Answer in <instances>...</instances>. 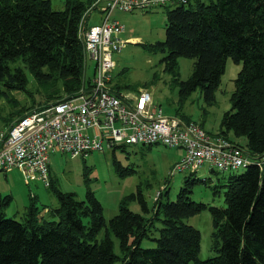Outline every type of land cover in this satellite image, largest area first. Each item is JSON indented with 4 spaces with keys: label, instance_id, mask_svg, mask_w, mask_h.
I'll return each mask as SVG.
<instances>
[{
    "label": "trees",
    "instance_id": "trees-1",
    "mask_svg": "<svg viewBox=\"0 0 264 264\" xmlns=\"http://www.w3.org/2000/svg\"><path fill=\"white\" fill-rule=\"evenodd\" d=\"M89 5L90 0H66L57 11L50 0H0V101L8 105L0 131L34 108L74 97L90 86L79 37ZM165 19L164 41L145 47L166 53L161 62L179 88L180 102L200 89L205 103L212 105L227 59L241 64L216 136L243 149L257 164L239 174L217 170L214 194L222 189L225 208L193 202V184L205 180L188 176L174 201L159 192L151 209L138 188L122 198L108 224L90 190L77 201L50 182L59 203L53 221L39 218L34 198L21 221L5 218L2 210L10 198L0 197V264H264V0H193L167 10ZM180 56L194 60L186 81L178 78ZM229 133L243 138L244 145ZM125 147L111 149L112 165L121 177L134 173L115 159V151ZM133 201L141 213L128 208ZM206 209L216 255L200 261V232L186 220ZM144 239L155 247L142 248Z\"/></svg>",
    "mask_w": 264,
    "mask_h": 264
},
{
    "label": "rangeland",
    "instance_id": "rangeland-1",
    "mask_svg": "<svg viewBox=\"0 0 264 264\" xmlns=\"http://www.w3.org/2000/svg\"><path fill=\"white\" fill-rule=\"evenodd\" d=\"M66 0H50L54 10L64 8ZM85 1V0H82ZM178 4L166 3L149 10L134 9L130 12L114 11L112 20L123 25L124 30L117 37L124 42L122 49L112 55L114 68L112 71L111 88L120 87L121 92L134 94L140 89H146L152 94L153 102L158 105L168 117H184L198 124L212 138L220 131V123L224 112L230 109V97L234 91V80L241 69V64H235L227 59L225 71L221 76L220 84L215 92V101L212 105L205 103L200 89L192 92L185 100H179V88L173 81L169 72L165 70L161 60L166 53L153 51L145 46L164 41L165 38V14L167 10L178 7ZM84 15V14H83ZM83 17V16H82ZM99 20V14L90 11L87 20L84 17L83 30ZM90 25L87 26V24ZM194 60L180 56L177 58L178 78L186 81L191 73ZM94 62L86 60L85 77L91 79ZM16 99L24 98L21 94L13 93ZM36 101L39 98L35 97ZM30 102L27 103L30 106ZM7 102L0 101V119L8 115ZM2 127V126H1ZM3 128V127H2ZM3 131V130H1ZM228 136L244 145L243 138H234L231 133ZM115 159L122 167H131L134 173L127 177H121L112 165L111 150L104 146V152H90L85 158L71 157L66 153H52L49 157V181L54 187L63 193H73L77 201H83L88 190L92 191L101 203L103 218L108 224L109 220L119 212V203L125 196L141 191L147 206L152 208L158 193H168V198L174 201L180 188L184 185V178L205 180L193 184L190 199L195 203L225 208L222 189H217L219 194H214L215 177L218 172L213 168L210 172L209 165L201 166L196 171L189 169L170 176V171L181 157L180 150L169 148L161 144L153 145L150 149L141 144L126 146L125 150L117 149ZM244 170L239 169L237 174ZM51 186V185H50ZM42 181L30 179L26 181L20 170L13 169L9 173L0 172L1 199L9 197L10 201L3 207L5 218L21 221L27 212L30 199L34 198V204L39 215L51 221L52 211L59 206L56 195L51 187ZM165 198L162 201L165 202ZM47 212H43L44 208ZM128 208L134 213H141L137 202L128 204ZM186 222L200 232V250L198 259L207 260L216 255L211 250L212 221L208 209L192 216ZM158 233L154 234L156 237ZM104 236L101 232L100 238ZM113 248L119 254L118 241L111 235ZM142 248H154L155 243L144 239Z\"/></svg>",
    "mask_w": 264,
    "mask_h": 264
},
{
    "label": "built area",
    "instance_id": "built-area-1",
    "mask_svg": "<svg viewBox=\"0 0 264 264\" xmlns=\"http://www.w3.org/2000/svg\"><path fill=\"white\" fill-rule=\"evenodd\" d=\"M192 1L90 0V9L101 16L99 23L79 33L85 61L94 62L90 86L74 97L34 108L0 131V172L17 169L26 181L36 179L49 186L52 153L85 158L90 152H104V146L111 150L138 144L180 150L170 176L204 165L219 172H236L257 164L228 139L212 138L193 121L166 116L146 89L132 94L110 86L115 66L112 55L125 44L117 37L124 27L112 20V13L149 10L168 2L186 6Z\"/></svg>",
    "mask_w": 264,
    "mask_h": 264
},
{
    "label": "bare ground",
    "instance_id": "bare-ground-1",
    "mask_svg": "<svg viewBox=\"0 0 264 264\" xmlns=\"http://www.w3.org/2000/svg\"><path fill=\"white\" fill-rule=\"evenodd\" d=\"M90 6H91V2H90V5H89V8L87 9V11L84 13L83 17L81 18L80 26H82V28H80V30H83L84 17H85V19L87 20V17H88V14L90 13V11H94V10H91V9H90ZM96 13H97V12H96ZM100 21H101V16H100V14H99V20H98L97 22L93 23L92 25L97 24V23H99ZM90 26H91V25H90ZM90 26H89V27H90ZM86 29H87V28H86ZM86 29H84V30H86ZM80 30H79V33H80Z\"/></svg>",
    "mask_w": 264,
    "mask_h": 264
},
{
    "label": "crops",
    "instance_id": "crops-1",
    "mask_svg": "<svg viewBox=\"0 0 264 264\" xmlns=\"http://www.w3.org/2000/svg\"><path fill=\"white\" fill-rule=\"evenodd\" d=\"M88 25H90V23H88L87 26H88ZM92 75H93V73H92ZM92 75H91V76H92ZM91 80H92V77H91V79H90V82H91ZM0 197H1V193H0ZM47 211H48V208L45 207L44 210H43V212H47Z\"/></svg>",
    "mask_w": 264,
    "mask_h": 264
}]
</instances>
